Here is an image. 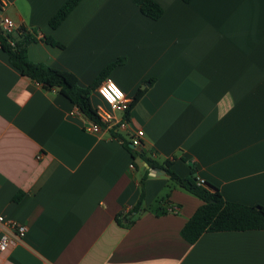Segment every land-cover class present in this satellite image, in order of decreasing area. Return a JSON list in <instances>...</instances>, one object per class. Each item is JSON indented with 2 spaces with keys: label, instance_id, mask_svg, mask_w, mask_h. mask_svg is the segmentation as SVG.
Listing matches in <instances>:
<instances>
[{
  "label": "crops",
  "instance_id": "1",
  "mask_svg": "<svg viewBox=\"0 0 264 264\" xmlns=\"http://www.w3.org/2000/svg\"><path fill=\"white\" fill-rule=\"evenodd\" d=\"M67 1L4 0L3 15L38 38L31 62L72 73L81 88L123 59L102 82L121 87L145 136L132 148L102 82L91 103L112 119L87 131L65 95L22 76L0 48V213L28 228L0 264H264V230L186 242L181 231L203 202L165 174L149 172L145 212L130 225L117 219L137 203L147 169L127 147L171 160L182 178L194 170L227 202L264 206V0H154L157 21L133 0H81L52 29Z\"/></svg>",
  "mask_w": 264,
  "mask_h": 264
},
{
  "label": "trees",
  "instance_id": "2",
  "mask_svg": "<svg viewBox=\"0 0 264 264\" xmlns=\"http://www.w3.org/2000/svg\"><path fill=\"white\" fill-rule=\"evenodd\" d=\"M81 0H68L62 8L51 18L49 26L56 29L68 17ZM139 7L140 12L153 21H157L163 15V9L154 0H133ZM189 4L192 0H181ZM53 47L63 46L45 37L40 39ZM38 41V38L28 32L15 39L14 45L10 38L4 36L0 30V48L9 56L10 64L16 68L22 76L38 83L47 90L57 89L65 95L70 102L79 109L81 115L87 120L102 124L98 112L91 103V91L96 89L102 80L117 66L124 64L123 59H118L99 75L96 82L89 88H81L75 75L69 72L57 70L44 64H36L28 58V45ZM139 95L134 99L138 100ZM133 159L144 158L152 169H161L170 183L199 198L203 204L197 209L194 215L188 220L181 231L182 238L193 244L207 232H244L264 230V206H246L230 203L224 200L220 191L210 184H198L195 171L189 177L182 178L172 170V161L166 160L160 164L143 153L127 147ZM144 176L140 179V196L137 203L129 213H120L117 216L118 222L131 224L135 218L146 211L145 181L148 178L149 170L144 169ZM19 198H16L18 200Z\"/></svg>",
  "mask_w": 264,
  "mask_h": 264
},
{
  "label": "built area",
  "instance_id": "3",
  "mask_svg": "<svg viewBox=\"0 0 264 264\" xmlns=\"http://www.w3.org/2000/svg\"><path fill=\"white\" fill-rule=\"evenodd\" d=\"M6 4L4 0H0V30L2 34L10 38L11 44L14 45L15 39L23 35L26 30L17 27L16 24L7 16L3 15ZM115 89V91L113 90ZM97 92L101 99L109 106L110 110L115 113H121L125 119L120 122L119 126L122 130L128 131L131 134V144L133 147H140L142 140L145 136L144 130L133 126L131 122V100L126 96L121 87L111 79H106L97 88ZM119 93V95H117ZM98 116L101 119L102 124L95 123L88 120L86 130L94 133L101 134L103 132V125L110 122L112 117L109 113L99 109ZM72 115L81 114L77 107L71 113ZM133 163L130 167L134 168ZM198 184L205 185L206 182L203 179H198ZM28 231L27 226L18 223L14 220L5 218L0 213V256L4 252L14 247L17 243L24 240Z\"/></svg>",
  "mask_w": 264,
  "mask_h": 264
},
{
  "label": "water",
  "instance_id": "4",
  "mask_svg": "<svg viewBox=\"0 0 264 264\" xmlns=\"http://www.w3.org/2000/svg\"><path fill=\"white\" fill-rule=\"evenodd\" d=\"M132 148H134V147L132 146ZM135 162L137 163V165L139 167H145V168H147L149 170L151 176H160L161 174H164V172L161 169H159V168L152 169L147 164V162L145 160H143L142 158L136 159Z\"/></svg>",
  "mask_w": 264,
  "mask_h": 264
},
{
  "label": "snow or ice",
  "instance_id": "5",
  "mask_svg": "<svg viewBox=\"0 0 264 264\" xmlns=\"http://www.w3.org/2000/svg\"><path fill=\"white\" fill-rule=\"evenodd\" d=\"M115 91V89H113ZM117 95H119V93H117Z\"/></svg>",
  "mask_w": 264,
  "mask_h": 264
}]
</instances>
